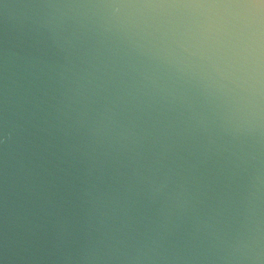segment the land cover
I'll return each instance as SVG.
<instances>
[{"label":"water","instance_id":"water-1","mask_svg":"<svg viewBox=\"0 0 264 264\" xmlns=\"http://www.w3.org/2000/svg\"><path fill=\"white\" fill-rule=\"evenodd\" d=\"M0 264H264V0H0Z\"/></svg>","mask_w":264,"mask_h":264}]
</instances>
